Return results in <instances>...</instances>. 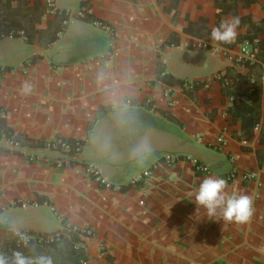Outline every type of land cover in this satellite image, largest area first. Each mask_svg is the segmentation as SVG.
Instances as JSON below:
<instances>
[{
  "label": "crops",
  "instance_id": "obj_1",
  "mask_svg": "<svg viewBox=\"0 0 264 264\" xmlns=\"http://www.w3.org/2000/svg\"><path fill=\"white\" fill-rule=\"evenodd\" d=\"M37 2L45 8L28 0ZM56 3L67 26L47 12L32 39L0 40L1 117L12 133L0 129V224L24 237L74 228L89 264H264V86L260 124L245 139L219 77L228 67L249 73L237 62L247 42L221 44L182 27L202 18L217 27L215 1ZM239 12L264 19V0ZM118 111L127 126L117 125ZM98 133L111 151L92 143ZM145 137L153 153L142 166L131 151ZM166 154L196 157L210 171ZM208 176L226 179L227 196L252 197L248 223L197 212L195 192Z\"/></svg>",
  "mask_w": 264,
  "mask_h": 264
},
{
  "label": "trees",
  "instance_id": "obj_2",
  "mask_svg": "<svg viewBox=\"0 0 264 264\" xmlns=\"http://www.w3.org/2000/svg\"><path fill=\"white\" fill-rule=\"evenodd\" d=\"M217 14V26L224 15L232 14L241 18L240 27L248 28L244 35H238L235 42H247L250 45V56L238 59L237 62L247 69L244 75L233 67H228L221 74V82L225 94L233 97V105L229 108L235 120L241 119L245 128V139H250L260 124L262 116L263 86H264V19L255 20L251 15L241 16L240 5L248 7L255 0H214ZM179 0H172V9ZM17 6L14 7V4ZM47 8L39 2L34 6L28 0H0V37L9 36L12 32L23 30L28 39H32L36 22L46 19ZM173 15H176L173 10ZM87 15L89 14H85ZM65 15H61L62 20ZM59 19L55 31L49 35V42L58 38L63 25ZM47 21V20H46ZM200 22L191 21L183 29L200 38L210 39L211 28L207 26L208 19L202 18ZM47 24H53L47 21ZM246 84V85H245ZM201 84H195L198 87ZM0 129L11 137L7 120L0 116ZM79 145V144H78ZM76 146V149L78 147ZM82 145V144H81ZM78 151V150H77ZM83 239L79 231L68 227L61 232L36 234L24 237L15 233L6 225L0 224V257H4L7 264H14V254L21 252L33 260L46 258L51 264H89Z\"/></svg>",
  "mask_w": 264,
  "mask_h": 264
},
{
  "label": "clouds",
  "instance_id": "obj_3",
  "mask_svg": "<svg viewBox=\"0 0 264 264\" xmlns=\"http://www.w3.org/2000/svg\"><path fill=\"white\" fill-rule=\"evenodd\" d=\"M241 24L239 16H232L222 19L217 27H213L210 32V39L221 44H231L238 36V28ZM116 123L120 127L127 126L130 122L123 111L116 113ZM92 143L97 145L103 152L111 151L110 139L103 134H96L92 137ZM153 148L147 137L135 145L131 151V156L140 165H144L152 156ZM227 181L224 178L208 176L202 180L195 192L194 203L197 212L200 208L206 210L207 217L214 221L246 224L254 215V203L252 197L247 194L226 195ZM218 217V219H212ZM0 264H7L4 257H0ZM14 264H51L46 258L33 260L24 256L21 252L14 254Z\"/></svg>",
  "mask_w": 264,
  "mask_h": 264
},
{
  "label": "built area",
  "instance_id": "obj_4",
  "mask_svg": "<svg viewBox=\"0 0 264 264\" xmlns=\"http://www.w3.org/2000/svg\"><path fill=\"white\" fill-rule=\"evenodd\" d=\"M44 3H45V7L47 8V11L49 14L53 15V16H59V15H66V17H64L62 19V22H63V25L64 26H67L68 22H69V18H68V15L61 11L58 6H57V3H56V0H44ZM91 10L88 8V7H82L79 14L80 15H83L85 13H90ZM94 24L98 27H103L105 29H108V30H111V27L108 26V25H105L102 21L100 20H95L94 21ZM6 37H22V38H27L25 32L23 30H19V31H15V32H12L9 36H2L0 37V40H2L3 38H6ZM111 52H109L110 54ZM250 56V45L248 43H245L243 44L242 46V50H241V53L240 55L238 56V59H242V58H247ZM150 103H152V101H150ZM155 105H153L152 107L155 109L154 107ZM6 113V109L0 105V116L5 114ZM259 126V125H258ZM14 146L18 147L20 146V143L15 141L14 143ZM82 148V145L79 144L78 147H77V150L80 151ZM164 159L167 161V162H177L179 160H189L191 161L198 170L200 171H203V172H209L210 171V168L208 165L206 164H203L200 162V160L196 157H193V156H187L186 158L184 156H180L178 154H166L164 156ZM99 182L106 186V187H111V183H109L108 181L104 180L103 178L97 176L96 177Z\"/></svg>",
  "mask_w": 264,
  "mask_h": 264
}]
</instances>
